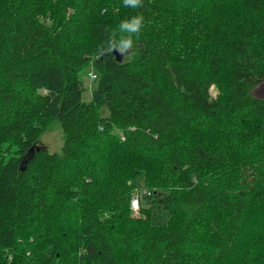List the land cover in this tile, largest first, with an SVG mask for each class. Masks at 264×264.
I'll use <instances>...</instances> for the list:
<instances>
[{"label":"trees","instance_id":"trees-1","mask_svg":"<svg viewBox=\"0 0 264 264\" xmlns=\"http://www.w3.org/2000/svg\"><path fill=\"white\" fill-rule=\"evenodd\" d=\"M0 264H264V0H0Z\"/></svg>","mask_w":264,"mask_h":264},{"label":"rangeland","instance_id":"rangeland-1","mask_svg":"<svg viewBox=\"0 0 264 264\" xmlns=\"http://www.w3.org/2000/svg\"><path fill=\"white\" fill-rule=\"evenodd\" d=\"M137 54H138V47L137 45H134L133 49L126 56L122 57V55L119 54V52H117V58L121 61L130 60L136 57ZM90 71H95V70L93 67L88 65V66H85L79 73V76L81 80L83 81V85H84V88L82 91V99L87 102L91 100V97H92L91 91L95 86V79H91L89 75ZM103 112L104 110L101 109L102 114H104ZM39 143L41 145L46 146L47 149L51 152L61 151L63 143H64V135H63L59 120L56 119L52 121L49 127L41 134L39 138ZM140 200H141V203H146L148 202V197L141 196ZM161 217H162L161 215H158V217H156L155 219L162 220Z\"/></svg>","mask_w":264,"mask_h":264},{"label":"clouds","instance_id":"clouds-1","mask_svg":"<svg viewBox=\"0 0 264 264\" xmlns=\"http://www.w3.org/2000/svg\"><path fill=\"white\" fill-rule=\"evenodd\" d=\"M123 4L126 7L136 8L142 4V0H123ZM143 23L144 19L141 15L121 21L117 29L109 37L110 40L114 33L119 34L120 41L118 44L109 47L108 54H111L113 51L119 52L122 57L129 54L134 47V38L139 36Z\"/></svg>","mask_w":264,"mask_h":264},{"label":"built area","instance_id":"built-area-1","mask_svg":"<svg viewBox=\"0 0 264 264\" xmlns=\"http://www.w3.org/2000/svg\"><path fill=\"white\" fill-rule=\"evenodd\" d=\"M92 67V66H91ZM89 75L91 77V79H95L96 78V73L95 71H90ZM149 191H147L146 189H142V190H136V192L134 193L132 199H131V208L133 210L134 213H137L140 207V198L141 196H143L144 194H148Z\"/></svg>","mask_w":264,"mask_h":264}]
</instances>
